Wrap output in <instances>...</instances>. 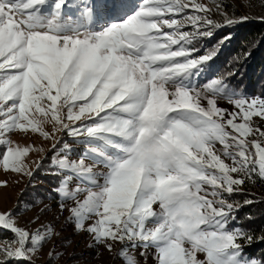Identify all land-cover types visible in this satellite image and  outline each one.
Segmentation results:
<instances>
[{"label": "snow or ice", "instance_id": "snow-or-ice-1", "mask_svg": "<svg viewBox=\"0 0 264 264\" xmlns=\"http://www.w3.org/2000/svg\"><path fill=\"white\" fill-rule=\"evenodd\" d=\"M215 10L223 23L198 0H0V167L32 177L56 151L60 213L107 250L120 244L126 264L137 248L156 264H264L246 251L264 234L236 216L255 201L232 199L264 183V96L224 75L201 83L219 53L202 41L249 17ZM65 137L84 146L75 158ZM18 211H0L14 234L0 253L23 264L54 229L19 226Z\"/></svg>", "mask_w": 264, "mask_h": 264}, {"label": "rangeland", "instance_id": "rangeland-1", "mask_svg": "<svg viewBox=\"0 0 264 264\" xmlns=\"http://www.w3.org/2000/svg\"><path fill=\"white\" fill-rule=\"evenodd\" d=\"M134 2L138 4L140 0ZM198 2H203L213 9V18L221 23H223V17L215 10L216 4H221L230 17L239 18L246 15L252 20H264L262 19L264 0H198ZM219 103L222 107L231 108L226 100H220ZM254 119L264 126V122H260L259 118ZM11 138L21 145L32 144L34 149L37 147H43L45 150L51 149V142L44 141L40 137L34 138L18 132ZM64 139L72 144L73 158L82 152L83 145L73 144L70 137ZM59 149H62V145H58ZM56 154L57 152L54 151L52 156ZM41 155L42 153L33 151L26 158V162L39 160ZM51 157L43 160L38 168L35 164H31L34 172L32 177L0 167V181H7L6 186L0 184V211L18 208L19 211L15 215L19 226H27L30 230H35L40 225H51L54 229L51 239L38 249L32 259L38 263L50 261V264H126V258L119 255L122 250L120 244H116L112 251L107 250L103 245L95 243L90 235L74 232L72 224L67 219L69 215L67 210L60 213L58 207L60 197L55 191L57 187L53 186L50 181L52 178L57 182L59 178V184L60 177L53 174ZM247 188L264 195V183L260 181L255 184L248 183L245 189ZM40 209L45 210L41 212ZM36 216H39L40 220L32 223ZM0 230L4 231L2 227ZM8 242L9 240L3 241L0 245H6ZM129 251L134 252L138 264H156L151 249L148 250L146 257L140 255L141 249L139 248ZM49 253L52 255L50 256ZM5 259L9 258L0 253V261Z\"/></svg>", "mask_w": 264, "mask_h": 264}, {"label": "trees", "instance_id": "trees-1", "mask_svg": "<svg viewBox=\"0 0 264 264\" xmlns=\"http://www.w3.org/2000/svg\"><path fill=\"white\" fill-rule=\"evenodd\" d=\"M134 1L139 0H131L132 3H136ZM229 34L231 39L224 40L223 38ZM202 44V53L205 48L211 49L214 46H219V53L210 62V69L203 75L201 83L215 76L224 75L230 88L250 97L264 96V20L248 19L240 24L226 25L216 29L213 37L205 39ZM245 52H251L246 59L242 58ZM230 72L234 74L227 76ZM53 153L54 151L49 152L44 160L51 157ZM58 180L59 178L57 182L55 179H50L55 187L58 186ZM232 199L241 204L246 199L255 201L253 204L243 205L237 211V221L257 235L264 234V195L247 188L243 193L234 195ZM13 235L10 231L0 230V244L3 241H10ZM246 251L250 256H262L264 255V243L255 242L247 247ZM1 261H4V264H18L17 260L10 258ZM23 264H50V261L38 263L31 258L30 262L23 261Z\"/></svg>", "mask_w": 264, "mask_h": 264}]
</instances>
